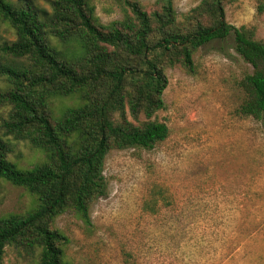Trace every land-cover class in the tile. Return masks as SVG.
<instances>
[{
    "label": "trees",
    "instance_id": "1",
    "mask_svg": "<svg viewBox=\"0 0 264 264\" xmlns=\"http://www.w3.org/2000/svg\"><path fill=\"white\" fill-rule=\"evenodd\" d=\"M123 16L104 24L91 0H0V25L14 40L0 39V182L35 197L24 214L0 216V264L7 247L27 253L34 264H71L69 238L56 220L76 213L91 226V208L108 195L104 176L113 151L151 150L168 139L167 70L193 75L194 55L214 41L234 39V49L252 67L240 81L242 118L264 120V42L256 29L226 20L234 0H203L182 20L173 0L147 8L115 0ZM257 11L264 14V0ZM77 50H62L70 42ZM55 99H75L56 115ZM16 142L44 153L33 168L11 161ZM27 255V256H28Z\"/></svg>",
    "mask_w": 264,
    "mask_h": 264
},
{
    "label": "rangeland",
    "instance_id": "2",
    "mask_svg": "<svg viewBox=\"0 0 264 264\" xmlns=\"http://www.w3.org/2000/svg\"><path fill=\"white\" fill-rule=\"evenodd\" d=\"M35 1L51 11L47 0ZM91 1L102 23L122 18L115 0ZM137 1L150 10L157 0ZM202 1L173 0L178 19ZM260 1L234 0L225 12L230 25L255 28L264 42ZM0 39L14 40L4 24ZM76 48L73 41L62 50ZM194 64L193 75L167 70L165 109L154 119L166 123L168 139L151 150L110 153L109 192L93 204L90 227L74 212L56 220L69 238L71 264H264V120L238 114L239 83L252 67L235 51L233 37L202 47ZM75 102L55 99L52 107L59 116ZM44 158L24 142L10 154L21 169ZM35 203L25 189L0 182V216L24 214ZM27 255L7 247L3 264H34Z\"/></svg>",
    "mask_w": 264,
    "mask_h": 264
}]
</instances>
